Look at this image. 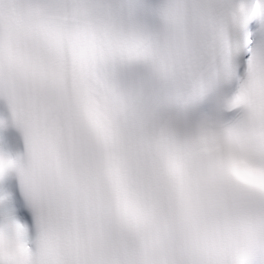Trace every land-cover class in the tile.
<instances>
[{
    "label": "snow or ice",
    "instance_id": "obj_1",
    "mask_svg": "<svg viewBox=\"0 0 264 264\" xmlns=\"http://www.w3.org/2000/svg\"><path fill=\"white\" fill-rule=\"evenodd\" d=\"M0 264H264V0H0Z\"/></svg>",
    "mask_w": 264,
    "mask_h": 264
}]
</instances>
